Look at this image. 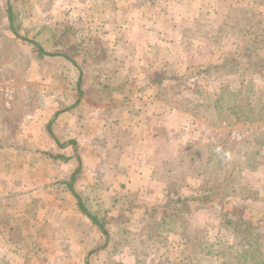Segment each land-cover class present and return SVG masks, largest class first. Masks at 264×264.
Returning a JSON list of instances; mask_svg holds the SVG:
<instances>
[{"label": "rangeland", "instance_id": "obj_1", "mask_svg": "<svg viewBox=\"0 0 264 264\" xmlns=\"http://www.w3.org/2000/svg\"><path fill=\"white\" fill-rule=\"evenodd\" d=\"M254 43L264 61V0H0V88L16 110L79 96L105 121L94 185L78 176L105 233L22 220L0 189V264H264V68L205 73ZM235 103L238 123L222 111Z\"/></svg>", "mask_w": 264, "mask_h": 264}, {"label": "crops", "instance_id": "obj_2", "mask_svg": "<svg viewBox=\"0 0 264 264\" xmlns=\"http://www.w3.org/2000/svg\"><path fill=\"white\" fill-rule=\"evenodd\" d=\"M204 7L202 10L198 8V11L206 16L207 7L205 10ZM107 29H102L104 36L110 35ZM104 39L107 40H102L108 49L107 54L111 51L118 57L115 49L107 47L108 39ZM160 41L164 43L163 39ZM126 55L127 52L122 51L121 60H125ZM57 61L63 65L62 58ZM99 88L98 94L106 91L104 87ZM86 101L79 96L66 104L46 100L37 114H27L18 112L13 100L6 101L0 97V110L5 115L0 118V175L6 180L4 184L0 182V189L4 193L2 197L11 198L10 205L25 206L20 209V219H24L23 210L27 208L31 216L26 212V221L42 225L47 221L53 222L55 230L64 233L62 236L74 230L79 237L83 232L86 234L88 229L95 231L93 223L97 224L80 208L78 176L83 172L81 176L87 175L85 186L94 185L93 174L97 169L93 167L99 165L101 157L105 156V149L96 147L95 139L98 131L105 128V121L93 116L96 108ZM82 138L87 141V149L80 148ZM125 154L128 155V152L122 154L123 158ZM90 161L94 162L93 166H84ZM45 233L43 230L42 234ZM102 241L101 238L100 244Z\"/></svg>", "mask_w": 264, "mask_h": 264}, {"label": "trees", "instance_id": "obj_3", "mask_svg": "<svg viewBox=\"0 0 264 264\" xmlns=\"http://www.w3.org/2000/svg\"><path fill=\"white\" fill-rule=\"evenodd\" d=\"M11 9V8H10ZM13 15L10 14V22L11 25H13ZM256 46L257 43H254L253 45H247L244 46L242 48V50L240 51L239 57L236 59H226L225 61H223V63L216 65L214 68L209 69V70H205V73L208 75H211L213 77L216 76H221L223 74H238L244 71H260L261 69L264 68V61L262 60L261 56H259V54L256 53ZM95 49V47L92 46V48H90V53ZM47 56H52V55H57V56H64L65 54H46ZM65 58L67 60H69L70 62L74 63L73 58H69L68 56H65ZM155 74H162V72L159 71V69L156 70V72H154ZM174 73V72H173ZM161 75H157L156 79L154 80V85L155 86H159V84L161 85L163 83V77ZM165 76V75H164ZM166 77V76H165ZM169 77V76H168ZM167 78V77H166ZM176 75H172L170 78H168L169 80L175 79ZM165 89V90H164ZM175 86L173 85H167V86H162V90L163 93H170L172 91H175ZM177 93H180L181 90H176ZM225 90L221 91V94H219V100L218 102H222L221 98L224 95ZM222 111L223 113H225V117H231L232 116V120H235V123H238L239 120L241 119V115L243 113V108L241 106H239V104L235 103V104H228L227 106H223L222 107ZM188 197H182L180 199L177 200H172L170 203V207L173 209L172 212L175 215H179L181 212V207L177 204H182L185 205L186 204V200ZM180 207V208H179ZM80 208L82 210V212H84L88 217H90V219L94 222H96L97 224L98 221L94 216H91L89 214L88 211H86V209L84 208L83 204L80 202ZM184 212V211H183ZM99 226L101 227V230L103 233H105L103 226H101L99 224Z\"/></svg>", "mask_w": 264, "mask_h": 264}, {"label": "built area", "instance_id": "obj_4", "mask_svg": "<svg viewBox=\"0 0 264 264\" xmlns=\"http://www.w3.org/2000/svg\"><path fill=\"white\" fill-rule=\"evenodd\" d=\"M3 94L5 98L12 101L13 100V89L11 87L0 88V95Z\"/></svg>", "mask_w": 264, "mask_h": 264}]
</instances>
